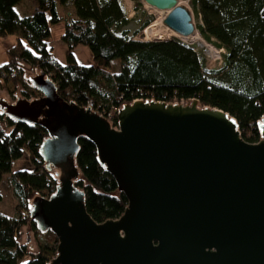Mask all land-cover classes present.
<instances>
[{
    "label": "water",
    "instance_id": "obj_1",
    "mask_svg": "<svg viewBox=\"0 0 264 264\" xmlns=\"http://www.w3.org/2000/svg\"><path fill=\"white\" fill-rule=\"evenodd\" d=\"M141 2L166 11L163 23L176 35H193L179 0ZM27 80L39 97L0 98V112L43 127L45 170L62 172L55 193L35 197L30 211L37 229L58 240L48 264H264V116L256 144L241 138L227 112L196 100L124 104L112 128L90 108L62 99L46 73ZM80 136L95 145L127 200L117 219L95 222L74 185Z\"/></svg>",
    "mask_w": 264,
    "mask_h": 264
},
{
    "label": "trees",
    "instance_id": "obj_2",
    "mask_svg": "<svg viewBox=\"0 0 264 264\" xmlns=\"http://www.w3.org/2000/svg\"><path fill=\"white\" fill-rule=\"evenodd\" d=\"M20 1L0 0V37L17 36L16 44L6 52L7 63L0 66V90L11 83L15 89L12 95L19 90L22 97L38 98L27 80L28 69H33L46 73L62 99L83 108L91 101L94 111L120 109L136 99H192L200 108L227 112L238 123L244 141H261L258 122L264 116V0H191L201 21L197 28L202 38L225 50L223 66L212 70L206 68L204 58L194 48L178 38H130L124 28L131 21L120 0H35L34 12L24 17L16 11ZM133 1L137 10L142 4ZM68 5L76 16L70 21L63 20L58 11ZM61 22L65 64L54 59L50 45L51 27ZM148 25L147 20L141 29ZM78 46L89 49L90 65L77 62L74 51ZM116 126L117 121L111 125ZM45 139L43 127L15 123L0 112V183L7 175L17 198L13 216L0 212V264H48L50 260L42 251L57 254L56 236L51 231L40 232L30 217L33 198L53 195L62 176L60 169L45 170L39 154ZM78 144L74 185L85 194L88 214L97 223L119 218L127 207L125 196L99 162L92 141L80 136ZM24 155L31 169L13 171L14 163ZM25 226L36 235L37 253L20 242ZM25 258L28 260L22 263Z\"/></svg>",
    "mask_w": 264,
    "mask_h": 264
},
{
    "label": "rangeland",
    "instance_id": "obj_3",
    "mask_svg": "<svg viewBox=\"0 0 264 264\" xmlns=\"http://www.w3.org/2000/svg\"><path fill=\"white\" fill-rule=\"evenodd\" d=\"M31 1L32 0L20 1V3L17 5V11H18L19 15H21V16L32 15L35 8L33 7ZM123 1L126 2V4L128 6H131L132 4H133V7L135 6L133 0H123ZM139 2H141V0H139ZM141 4L142 5L137 10L134 9V11L136 12L135 19H133L132 23L129 24L127 27H125L124 30H129V32L131 34L138 31L139 33L136 36L137 39H134V40L151 41L149 36H148V33L146 31L147 27L150 26L153 22H155L159 16L165 15L167 12L166 11H157L153 8L146 6L142 2H141ZM179 4L186 7V9L190 12V14L192 16L193 23L195 25V29L199 33L197 26L201 23V21L198 17H196V15L193 11L191 0L190 1L189 0H179ZM22 8H25V10H22ZM58 11H59V9H58ZM68 13H69L68 7L66 9H64V8L62 9L60 15L63 18V20H67L70 18V17H68ZM147 20L149 21V25L146 28L141 29L143 23ZM63 26H64V22H61V23H59L57 25H53L51 27L50 45L53 47V55L57 56V58H58V56H61V53H62L61 35L64 31ZM118 33H120V32H118ZM164 33H168V31L166 29H164ZM199 35H200V33H199ZM174 37L177 38L178 36L175 34L174 35L170 34L169 38H165V36H163L162 38L153 39L152 41H154V40H168V39H171ZM0 38L6 39V41H3V43H0V65H4L7 61L6 60L7 57H4V51H6V50H3V48H5L4 42L7 44H10V41H12V39L15 37H14V35H8L6 37H0ZM200 38L202 40V43L203 44L205 43L204 46H198L197 44H188V45L191 46L192 48H194L200 54V56H202V58H204L205 66L207 69H210V70L220 69L223 66V63H222L221 67L214 66V64H212V65L209 64V59L207 57L208 51H206V44L209 45L210 43L206 42L202 38L201 35H200ZM0 41H2V40H0ZM62 56H64V59L66 60L64 52H63ZM80 59L82 60L81 57H80ZM39 73H40L39 71L33 70V69H30V70L28 69V71H27L28 76H35ZM13 88H14V85L11 83H8L7 88L5 90H0V98L5 99L9 102H14L15 98L22 97L19 90L14 92V95H12V93H13V91H15V89L13 91H10V89H13ZM30 169H31V164H30V161H29V158L27 155H24L22 159L18 160L13 165V171L30 170ZM53 171L56 172V170H53ZM0 194L2 196V201L0 202V212L6 214L8 216H13L15 213V205L17 203V198L15 197V195L13 193V190L11 188V185H10V182H9L7 175L4 176L2 182L0 183ZM36 197H38V196H36ZM33 200H34V198H33ZM37 238L42 239L41 237H37ZM20 242L25 244L28 248H32L31 251L33 253H37L39 250V246L37 245V242H36V235L34 234L33 231H31L29 226H25L23 228L22 233H21ZM42 255L47 257L49 260L55 258V256H56L54 252L49 251V250L42 251ZM27 260H28V258H25L24 260H22V263H25Z\"/></svg>",
    "mask_w": 264,
    "mask_h": 264
},
{
    "label": "crops",
    "instance_id": "obj_4",
    "mask_svg": "<svg viewBox=\"0 0 264 264\" xmlns=\"http://www.w3.org/2000/svg\"><path fill=\"white\" fill-rule=\"evenodd\" d=\"M121 1V0H120ZM20 3V2H19ZM18 3V4H19ZM31 3H32V5H33V7L34 8H36V3H35V0H32L31 1ZM17 4V5H18ZM17 5H16V11H17ZM121 5H122V9H123V11H124V13L126 14V17H127V19L128 20H130L131 21V23H132V21H133V19H135V16H136V12L134 11V9H135V7H133V4L131 5V6H128L127 4H126V2H124L123 0L121 1ZM25 6V5H24ZM69 8V13H68V17H70L69 19H67V21H70V20H72V19H74V18H76V16H75V11H74V9H73V7L71 6V5H68V6H61V7H59L58 9H59V13H61V11H62V9L64 8V9H66V8ZM22 10H25V8H22ZM18 12V11H17ZM19 14V13H18ZM21 16V15H20ZM22 17H24V16H22ZM130 23V24H131ZM63 28H64V26H63ZM129 31V30H128ZM138 35V34H137ZM137 35H133V34H131L130 32H129V37L130 38H133V39H137L136 38V36ZM14 37L15 38H13L12 39V41H10V44H7V43H5L4 42V44H5V48H3V50H6V51H4V57H7V54L5 53V52H7V50L9 49V48H11L12 46H14L15 44H16V41H17V36H15L14 35ZM0 40H2V41H0V43H3V41H6V39L4 38H0ZM60 42V41H59ZM61 50H62V53H61V56H58V58H57V56H54L53 55V57H54V59L58 62V63H60V64H65V59H64V56H62L63 55V52H64V55H65V52H66V45H65V43L61 40ZM9 45V46H8ZM81 54V55H80ZM74 55H75V58H76V60H77V62L80 64V65H83V66H88V65H90L91 64V60H92V56H91V53H90V51H89V49L87 48V47H85V46H78L76 49H75V51H74ZM3 57V56H2ZM80 57L82 58V60L80 59ZM7 60V59H6ZM6 63H7V61H6ZM5 63V64H6ZM0 66H3V65H0ZM10 87V86H9ZM14 90V88L13 89H10V91H13Z\"/></svg>",
    "mask_w": 264,
    "mask_h": 264
},
{
    "label": "built area",
    "instance_id": "obj_5",
    "mask_svg": "<svg viewBox=\"0 0 264 264\" xmlns=\"http://www.w3.org/2000/svg\"><path fill=\"white\" fill-rule=\"evenodd\" d=\"M190 1V0H189ZM206 51H208V59H209V64H214V66H218V67H221L222 66V63H223V56L225 54V50L220 48H215V46L213 44H209L207 45L206 44ZM134 101H144V102H159V103H166V104H172V105H187V104H190L193 100L192 99H183V98H174L172 99L171 101L169 102H166V101H155L154 99H146V100H143V99H136ZM75 104V102H73ZM93 103L90 101L88 102V104L84 107L85 109L86 108H90L92 111L93 110ZM118 111L119 109L115 108V107H111L110 109L106 110V109H103L101 111H94L96 112L97 114L101 115L102 117H104L105 119H107L108 123L111 125H113L116 121H117V115H118ZM114 128H117L114 127ZM262 138V137H261Z\"/></svg>",
    "mask_w": 264,
    "mask_h": 264
},
{
    "label": "bare ground",
    "instance_id": "obj_6",
    "mask_svg": "<svg viewBox=\"0 0 264 264\" xmlns=\"http://www.w3.org/2000/svg\"><path fill=\"white\" fill-rule=\"evenodd\" d=\"M167 13L165 15H161L158 17V19L153 22L150 26L147 27V33L148 36L150 38V40L152 41L153 39H159L162 38L163 36H165V38H169L170 34H175L172 30H170L169 28H167L163 21L166 17ZM164 29H166L168 31V33H164ZM176 35V34H175ZM178 36V35H177ZM181 40H183L184 42L188 43V44H197L198 46H204V44L202 43V40L200 38L199 33L196 31H194L193 35L188 36V37H181L178 36Z\"/></svg>",
    "mask_w": 264,
    "mask_h": 264
}]
</instances>
